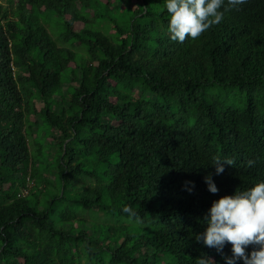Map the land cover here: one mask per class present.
Instances as JSON below:
<instances>
[{"label": "trees", "instance_id": "trees-1", "mask_svg": "<svg viewBox=\"0 0 264 264\" xmlns=\"http://www.w3.org/2000/svg\"><path fill=\"white\" fill-rule=\"evenodd\" d=\"M167 25L164 0H0V264L231 254L194 235L264 181V0L196 40Z\"/></svg>", "mask_w": 264, "mask_h": 264}, {"label": "clouds", "instance_id": "clouds-1", "mask_svg": "<svg viewBox=\"0 0 264 264\" xmlns=\"http://www.w3.org/2000/svg\"><path fill=\"white\" fill-rule=\"evenodd\" d=\"M247 0H164L168 13L169 39L183 43L196 40L213 25L220 24L225 12L237 9ZM232 160L215 158L211 166L215 174L224 171V164L232 166ZM191 185V181L185 182ZM207 191L216 194L218 188L211 174L204 177ZM189 192L191 188L187 189ZM204 231L196 233L194 240L208 248L222 252L230 245V255L224 256V264H264V181L250 188L235 191L212 201L203 220ZM252 246L251 251H246ZM205 257L197 264H209Z\"/></svg>", "mask_w": 264, "mask_h": 264}]
</instances>
